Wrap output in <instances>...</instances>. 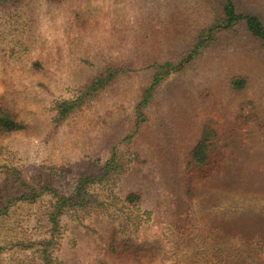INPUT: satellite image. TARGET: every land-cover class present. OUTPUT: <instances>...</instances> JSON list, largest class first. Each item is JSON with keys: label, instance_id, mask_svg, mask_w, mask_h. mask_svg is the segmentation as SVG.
Segmentation results:
<instances>
[{"label": "rangeland", "instance_id": "374dc122", "mask_svg": "<svg viewBox=\"0 0 264 264\" xmlns=\"http://www.w3.org/2000/svg\"><path fill=\"white\" fill-rule=\"evenodd\" d=\"M231 1L264 23V0ZM224 2L21 0L0 9V107L25 124L0 134V264H264V50L242 26L162 81L135 131L144 70L119 74L51 121L55 102L106 63L171 57ZM233 74L246 79L238 93ZM204 126L217 133L210 168L190 172L185 155ZM107 161L113 168L87 185L86 207L60 216L44 258L51 205ZM128 191L140 204L124 203ZM115 238L132 253L112 249Z\"/></svg>", "mask_w": 264, "mask_h": 264}, {"label": "trees", "instance_id": "16d2710c", "mask_svg": "<svg viewBox=\"0 0 264 264\" xmlns=\"http://www.w3.org/2000/svg\"><path fill=\"white\" fill-rule=\"evenodd\" d=\"M21 0H0V9H7L15 6ZM57 2L60 0H48ZM242 26L252 37L258 39L263 44L264 50V23L254 14L239 11L231 0H225L222 11L219 15L212 18L205 25L200 26L196 31L192 40L187 47L174 53L171 57L161 60L155 59L144 65V62L136 60L135 62L129 58L127 61H117L106 63L91 80L82 83L78 86L73 98L61 99L54 104L55 114L52 122L55 125L62 122L69 117L72 113L76 112L78 108L85 105L100 91L107 89L115 82L119 74L144 70L149 73V84L138 97L134 105V131L138 128L140 123L145 119L143 110L147 107L151 100L156 97L158 86L169 75L178 73L183 70L187 65L201 53L212 49L211 45L215 44L222 34L229 30ZM246 79L239 74H233L229 79L230 88L233 92H240L245 86ZM25 124L17 120L16 117L4 107H0V134L23 131ZM129 137V136H128ZM217 133L209 126H204L198 134V137L190 146L186 153L185 169L188 171H201L207 173L208 169L205 166L211 164V153L215 149L214 141ZM112 162V159H111ZM113 165L110 162H105V165L100 167V175L81 174L69 194L57 196V200L53 203L47 212V220L52 225V231L49 234V239L43 241L42 251L43 257L47 258L51 254V249H48L51 239H53L56 229L58 227L59 218L62 214L70 212L73 208L86 207L87 202V185L94 181H101ZM114 170V169H113ZM141 197L137 191H128L123 196V201L128 206H137L140 204ZM85 205V206H84ZM1 213V212H0ZM128 241V240H127ZM33 243V242H32ZM131 243L126 240L113 239L109 246L112 249H120L119 254L132 253L130 249ZM30 246V244L28 245ZM46 258V259H47Z\"/></svg>", "mask_w": 264, "mask_h": 264}]
</instances>
